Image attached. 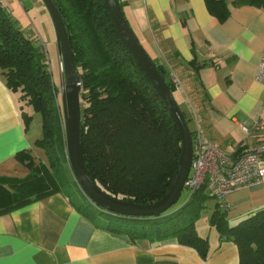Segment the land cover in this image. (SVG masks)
<instances>
[{"label": "crops", "instance_id": "obj_1", "mask_svg": "<svg viewBox=\"0 0 264 264\" xmlns=\"http://www.w3.org/2000/svg\"><path fill=\"white\" fill-rule=\"evenodd\" d=\"M120 3L147 54L170 80L172 75L178 79L173 95L191 131L198 122L204 135L232 156L264 143V127L251 130L264 119V85L256 79L264 54V8L236 7L229 0L230 14L219 21L205 0ZM23 105L0 69V176L28 173L15 157L22 150L35 163H47L35 145L42 136L41 116L26 112L31 122L25 129ZM209 198L195 223L197 233L209 241L205 258L175 237L132 240L105 229L99 224L107 213L102 208L87 201L96 210L87 216L57 192L0 215V264H238L237 245L221 238L210 223L218 202ZM219 206L231 226L264 208V177L232 190Z\"/></svg>", "mask_w": 264, "mask_h": 264}, {"label": "trees", "instance_id": "obj_2", "mask_svg": "<svg viewBox=\"0 0 264 264\" xmlns=\"http://www.w3.org/2000/svg\"><path fill=\"white\" fill-rule=\"evenodd\" d=\"M55 2L69 34L80 77V98L86 103L81 110V145L88 173L112 196L137 203L161 198L171 183L181 149L177 127L164 101L117 35L104 0ZM228 2L205 0L219 21L230 14ZM231 4L264 8V0H231ZM45 53L0 4V69L7 86L40 114L42 136L35 145L47 158V163H35L26 150L16 154L28 173L21 178L0 176V215L61 192L89 216L96 210L85 205V196L70 169L63 118ZM156 64L163 68L174 92L167 70ZM22 116L27 129L31 116L25 112ZM207 198L200 189L169 214L127 217L106 213L99 224L132 240L175 237L205 258L209 241L197 233L195 223ZM210 223L221 238L237 245L238 264H264V208L231 226L217 203Z\"/></svg>", "mask_w": 264, "mask_h": 264}, {"label": "water", "instance_id": "obj_3", "mask_svg": "<svg viewBox=\"0 0 264 264\" xmlns=\"http://www.w3.org/2000/svg\"><path fill=\"white\" fill-rule=\"evenodd\" d=\"M51 18L59 59L62 66L63 86L61 105L66 152L71 172L84 194L100 208L127 217H156L166 212L179 199L192 161V133L188 122L170 90L163 68H158L138 41L121 9L119 0H104L117 35L142 68L153 88L164 101L181 139L176 170L164 195L149 203H137L108 194L90 176L82 154V112L80 77L73 59L72 47L65 21L55 0H42Z\"/></svg>", "mask_w": 264, "mask_h": 264}, {"label": "built area", "instance_id": "obj_4", "mask_svg": "<svg viewBox=\"0 0 264 264\" xmlns=\"http://www.w3.org/2000/svg\"><path fill=\"white\" fill-rule=\"evenodd\" d=\"M256 79L264 85V54L258 65ZM171 81L175 87H178L179 81L173 75ZM263 127L264 119H260L255 121L251 130L259 131ZM243 128L248 130L246 126ZM192 149L190 170L183 185V190L189 192L188 199L192 194L203 189L219 204H224L229 192L258 182L264 177V143L232 156L205 136L197 122L196 129L192 131Z\"/></svg>", "mask_w": 264, "mask_h": 264}, {"label": "rangeland", "instance_id": "obj_5", "mask_svg": "<svg viewBox=\"0 0 264 264\" xmlns=\"http://www.w3.org/2000/svg\"><path fill=\"white\" fill-rule=\"evenodd\" d=\"M1 5L15 20L26 37H31L33 42L37 43L46 51L47 67L53 84L56 86V98L62 114L61 92L63 86L62 66L58 55L54 27L51 18L46 10L42 0H0ZM37 35L40 37L38 38ZM176 96V93H175ZM86 103L81 99V109ZM25 113L36 114L30 104H24ZM26 113V114H27ZM38 115V114H36ZM63 118V117H62ZM31 122V121H30ZM30 125V123H29ZM192 127V124H190ZM83 192V191H82ZM84 194V192H83ZM86 201H91L85 194ZM189 192L184 189L178 201L166 212L169 214L180 208L188 200ZM209 198V197H208ZM210 197L208 200H212ZM95 205V204H94ZM211 205V201L207 206ZM97 206V205H96ZM104 212L110 213L104 209ZM205 213H202V217Z\"/></svg>", "mask_w": 264, "mask_h": 264}]
</instances>
